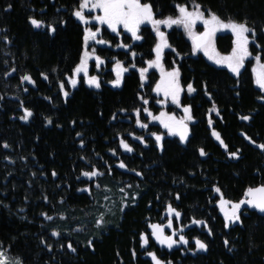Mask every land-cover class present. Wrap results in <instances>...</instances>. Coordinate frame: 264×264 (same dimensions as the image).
I'll list each match as a JSON object with an SVG mask.
<instances>
[{
	"label": "trees",
	"instance_id": "1",
	"mask_svg": "<svg viewBox=\"0 0 264 264\" xmlns=\"http://www.w3.org/2000/svg\"><path fill=\"white\" fill-rule=\"evenodd\" d=\"M80 1L0 0V246L21 264H155L149 252L164 264H264V213L240 207L227 224L218 207L220 195L236 202L264 184V90L252 70L254 56L264 64V0H141L157 17L199 5L252 38L234 73L193 52L180 28L167 30L164 62L178 68L193 119L185 138L136 123L135 110L160 108L155 70L112 81L113 59L144 66L153 55L149 25L140 40L102 27L111 45L96 46L106 59L99 86L69 82L82 51ZM119 41L127 47L113 48ZM215 43L227 51L231 32ZM114 183L135 197L115 221L85 231L96 190ZM152 221H171L184 241L160 247Z\"/></svg>",
	"mask_w": 264,
	"mask_h": 264
},
{
	"label": "rangeland",
	"instance_id": "2",
	"mask_svg": "<svg viewBox=\"0 0 264 264\" xmlns=\"http://www.w3.org/2000/svg\"><path fill=\"white\" fill-rule=\"evenodd\" d=\"M74 15L83 25V42L80 59L69 78L71 84L76 83L82 76L87 84L99 86L98 70H103L105 59L96 52V46L111 45L102 37V27L114 33L128 32L133 36V40H140L141 26L145 24L150 26L155 36L151 58L145 61L144 66H137L134 62L126 65L123 60L113 59L111 67L115 77L112 81L119 84L122 74L129 68H137L142 80L146 81L147 72L155 70L157 75L152 90L155 93L154 103L160 108L154 113L151 108L143 105L142 110L134 111L136 123L139 127H146L149 122H157L165 127L166 133L177 135L179 138H185L188 135L190 122L193 119L189 106L181 101L183 89L178 68L168 67L164 62V52L170 48L167 30L171 27L180 28L189 40L193 52L202 53L213 63L226 66L234 73L242 68L245 59L251 55L248 44L252 38L247 35L248 28L243 23L223 20L196 4H181L174 16L157 17L150 4L141 0H81ZM203 29L208 30L207 39L202 45L195 46L193 37ZM224 32L232 34V44L227 51L219 50L215 43L216 35ZM113 47L126 48L127 45L119 41ZM129 56L132 60L134 53L132 52ZM253 60L255 83L264 90V64L258 56H254ZM91 64L94 66L92 71H90ZM212 133L219 139L216 131ZM123 147L128 148V145L123 143ZM134 197L133 188L127 185L114 183L111 186L98 188L93 212L90 215L94 225H89V229L84 230H91L93 233L115 221L121 209ZM218 207L227 224L239 220L240 205L237 201L227 200L220 195ZM167 224L175 233V245L183 242L184 238L173 223L167 221ZM148 255L155 264H164L153 252H149ZM0 264H21V262L19 258L11 256L0 246Z\"/></svg>",
	"mask_w": 264,
	"mask_h": 264
},
{
	"label": "water",
	"instance_id": "3",
	"mask_svg": "<svg viewBox=\"0 0 264 264\" xmlns=\"http://www.w3.org/2000/svg\"><path fill=\"white\" fill-rule=\"evenodd\" d=\"M208 36V30L203 29L198 35L193 37L195 46L202 45ZM238 203L241 207L256 211L259 214L264 213V184H256L249 186L244 196H242ZM150 236L152 240L159 246L166 249H171L175 244V234L170 230L171 228L166 222L152 221L148 224Z\"/></svg>",
	"mask_w": 264,
	"mask_h": 264
},
{
	"label": "flooded vegetation",
	"instance_id": "4",
	"mask_svg": "<svg viewBox=\"0 0 264 264\" xmlns=\"http://www.w3.org/2000/svg\"><path fill=\"white\" fill-rule=\"evenodd\" d=\"M117 43H115L114 45H116ZM114 48V47H113ZM117 48V47H116ZM99 56H101V55H99ZM102 57V56H101ZM102 58H104V57H102ZM105 59V58H104ZM105 61H106V59H105ZM104 65H105V63H104ZM159 222H166V224H167V221H159ZM168 225V224H167ZM169 226V225H168ZM170 227V226H169ZM171 228V227H170ZM169 231H173L172 229H170V230H166V232L168 233ZM174 232V231H173ZM175 234V233H174ZM175 242H176V238H175ZM174 246H175V244H174ZM173 246V247H174ZM164 248V247H163Z\"/></svg>",
	"mask_w": 264,
	"mask_h": 264
}]
</instances>
